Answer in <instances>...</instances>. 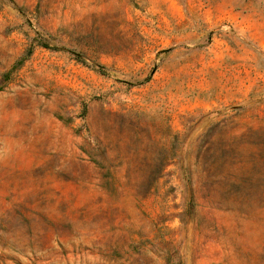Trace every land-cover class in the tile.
Listing matches in <instances>:
<instances>
[{"label": "rangeland", "instance_id": "1", "mask_svg": "<svg viewBox=\"0 0 264 264\" xmlns=\"http://www.w3.org/2000/svg\"><path fill=\"white\" fill-rule=\"evenodd\" d=\"M0 264H264V0H0Z\"/></svg>", "mask_w": 264, "mask_h": 264}]
</instances>
